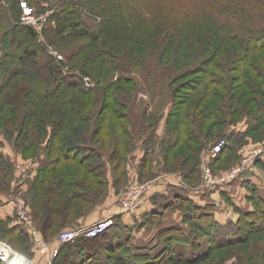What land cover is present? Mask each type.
Wrapping results in <instances>:
<instances>
[{
	"label": "rangeland",
	"instance_id": "obj_1",
	"mask_svg": "<svg viewBox=\"0 0 264 264\" xmlns=\"http://www.w3.org/2000/svg\"><path fill=\"white\" fill-rule=\"evenodd\" d=\"M55 1L40 0L39 6L42 7V10L39 13L30 7L33 18L41 19L39 23H34L32 19L25 24L32 25L39 33V41L45 43L46 54L54 61L60 60L63 71L80 72L83 75L82 84L80 87L72 88L66 92L61 98L62 103L56 105L49 98H39L34 93L28 92L26 87L17 88L16 84L14 85L16 80L23 78L27 82V79L20 74L7 77L6 86L2 85L0 90V207L12 203L14 208L7 218L0 217V244L11 249L12 255L20 256L21 263L32 259L33 254L27 253L29 252L27 247L30 246L29 239L33 243L31 246H34L35 241L17 217V201L23 202V210L44 243L47 244V240L57 239L58 234L66 228L90 224L91 222L78 224V221L104 202V196L108 194L107 185H111L113 179L118 185L111 186L119 198L130 187L150 185L144 190L145 192L137 205L139 207L144 200V195L153 189L155 181L161 175L175 176L177 180L190 187H212L221 180L234 177L239 172H233L234 169L241 167L244 158L254 149L260 148L261 152L264 150V127H262L260 128L262 130L261 137L254 139L255 136L252 139L250 135L245 136L243 140L245 142L242 141L234 156L226 157L227 153H224L217 163L210 162L206 165L202 161L205 160L206 152L217 138L223 136L224 132H221L222 134L219 136H213L210 144L201 149L200 157H202L199 167L192 166L188 160L183 162L182 166L180 165L183 159H180L178 154L182 149L184 141L182 139L180 142L173 143L172 154H169L167 161L161 157L160 141L164 137V123L169 112L167 108L169 105L171 106L172 91L174 105L180 104L179 101L184 98L185 93L196 84L192 80L195 81V77H197L199 83L202 78L200 73L184 74L185 76L183 75L179 79H176V76L193 66L203 64V59L207 56H212L208 70L218 72L224 69L225 60L222 57L225 49L228 52L232 50V46H235L234 43L216 41L215 35L206 30V26H211V23L206 21H214L208 15L210 10L203 16L200 15V21L195 23L189 11L185 10L187 6L184 2H178L176 5L178 8L175 9L171 4L165 7L163 2L158 4L154 0H152L154 4L151 6L145 5L152 3L147 0H118L122 3L121 9H119L117 5L111 4L108 0H101L106 3V11L104 10L106 18L102 19L98 16L96 17L97 22L91 20L89 32L76 39L67 40L68 46H65L62 43L64 36L67 37L65 30L61 34L63 38L59 40L61 43L58 44L42 34L43 29L52 31L57 26V20L55 21L54 18L59 11L55 9L54 5L52 6ZM255 1L246 0L249 4L248 8L251 7L253 11L250 16L253 20L259 19L256 15ZM7 3V0H0L1 18L10 15ZM206 3L203 0L200 4ZM218 6L222 7L218 10L221 19H214L225 21L227 19L225 18L226 12L230 8L223 6L221 2ZM25 7H29V5L25 0H22L19 18L21 23L26 21L21 19L25 15ZM181 10L183 12H180ZM214 16L216 17V14ZM202 23L206 24L205 27L202 26ZM253 23L255 24V22ZM6 40L7 47H2L0 44V48H3L6 53H13L15 47L12 45L15 42H10L9 37ZM217 45L218 48H216ZM233 53L239 54L236 48ZM1 54L2 51H0ZM251 57L255 58L258 67L264 70V57L259 53L252 54ZM217 59L218 62H213ZM10 61L12 62V59L9 58L8 63ZM227 63H229L228 60ZM242 65L245 70L251 68L249 60L244 61ZM62 73L64 74V72ZM122 75H130L133 77V81L120 82L115 85L119 89L112 90L111 84L113 83L111 82ZM64 82L68 83L69 81ZM207 85L209 86L206 83L201 84L197 93L188 99L189 102H192ZM215 87L211 86V89ZM24 92L27 103L34 98L41 99V102L31 108L27 104L23 105L19 101V94ZM18 101L21 108L18 107ZM48 102L50 104H47ZM116 102L123 103V105ZM13 103L16 105L12 110ZM52 105L55 106L52 108ZM111 105L121 113L125 119L124 125H129L135 135L133 141L131 139L133 146L131 151L129 150L128 157L122 151L121 156L118 155L116 160L115 147H104L102 151H98L106 156L110 171H105L101 159H95V154L87 162L68 160L56 163L55 166L46 164L49 156L52 159L59 155L57 149L64 145L62 144L65 141L64 137L71 138L72 146L75 144L90 145L93 140L97 139L102 141L104 135L99 131V125L101 123L109 124L114 119L112 115L108 116ZM63 107L65 110H62ZM35 112L44 116L42 123L36 121L38 118L32 120ZM153 116L162 118L160 123L154 126V129H160L162 133L158 136L155 135L157 143L154 152L151 153L152 162L146 158L136 160L133 153L144 150L143 140L147 136L146 129L142 128V125L147 123V120H151ZM31 122H33V128ZM41 124H43L42 127ZM221 125L224 124L220 123L218 126L222 127ZM224 127L226 126L224 125L222 129ZM53 135H58L55 143H53ZM59 138L60 142H58ZM119 148L122 147L119 146ZM84 152L91 154L93 151L85 150ZM123 156L125 158L122 159ZM172 162H179L178 167L170 169L168 164L170 165ZM255 165L257 169L264 171V168L259 166L254 158L250 162H246L243 168H251ZM207 167L209 168L208 173L214 179L211 183H207ZM127 177L129 182L123 186L127 182ZM133 223L130 222L131 225ZM147 223V227L152 225L149 221ZM7 224H20L21 226H19L23 228L22 233H26L25 235L29 238L16 237V233L7 232ZM133 229V231H138L136 228ZM133 235H137V233H133ZM104 244L107 245L102 243L101 246H105ZM237 248L236 246L232 248V254L226 253V256L232 257H228L222 264H264V261L259 262L260 258L264 260V230L249 236ZM176 249L186 257L191 256L193 252L185 244L176 245ZM236 251L241 252L242 257H237ZM254 251L258 254L255 255ZM38 252L42 251L38 250ZM223 252V250L216 252L213 256H217V260H219L222 255L224 257ZM223 257L222 260L225 258ZM93 259H101L99 262H103L102 257L97 253L94 254ZM110 261L107 258L104 264H109ZM197 264L217 263L214 259L211 262L202 261Z\"/></svg>",
	"mask_w": 264,
	"mask_h": 264
},
{
	"label": "trees",
	"instance_id": "obj_2",
	"mask_svg": "<svg viewBox=\"0 0 264 264\" xmlns=\"http://www.w3.org/2000/svg\"><path fill=\"white\" fill-rule=\"evenodd\" d=\"M7 1V10L10 15L3 18L0 17V44L6 48V38L9 37L10 42H15L12 45L15 47V51L13 53H6L3 48H0V51H2L0 55V90L2 85L3 87L6 86L7 77L20 74L27 79V82L23 78L16 80L14 85L16 84L17 88L26 87L28 92L34 93L39 98H49L55 105L62 103L61 98L66 92L72 88L80 87L83 75L80 72L70 73L67 70L63 71V65L60 60L56 59L54 61L52 57L46 54L45 43L39 41V33L34 27L19 21L21 14L20 3L22 0ZM25 1L37 13L42 10V7L39 6L40 0ZM108 1L121 9L122 3L120 1ZM147 1L149 3L152 2V0ZM154 1L158 2V4L163 2L165 7L171 4L175 9L178 8L176 6L178 2H184L187 6L186 8H188H185V10L189 11L195 23L200 21V15L203 16V14H206L210 10L208 15L214 21H206L211 23V26H206V30L210 34L215 35L216 41L220 40L221 42L235 44V46H232V50L227 52L225 49L222 57L225 60L224 69L218 72L208 70V65H211L210 58L212 56H207L203 59V64L193 66L186 72L176 76V79H179L184 74L200 73L202 78L199 83L197 77H195V81L192 80L196 84L191 86L187 93H185L184 98L179 101L181 102L180 104L174 105V93L172 91L173 98L172 102H170L171 106L169 105L167 108L169 112L164 123V137L160 141L161 157L167 161L169 154H172L171 146H173V143L176 141L180 142L182 139V141L184 140L182 142V149L179 150L180 154H178V156L180 155V159H183L180 165L182 166V163L188 160L192 166L199 167L202 157H200L201 149L210 144L213 136H219L223 132L224 134L220 138H224L225 143L220 148L217 156L210 162L217 163L224 153H227L226 157L234 156L245 136L250 135L252 139L256 136L254 139H258L262 133L260 128L264 127V70L260 69L257 62H255V58L251 57L252 54L258 53L264 57V7H262L264 0H256L254 2L256 15L259 17V19H254L255 21L250 18L253 11L251 7L248 8L249 4L246 0H205L207 3L203 5L200 4L203 0ZM220 2L223 6L230 8L226 12L225 18L227 19L225 21L220 20L221 18L219 17L220 12L218 10L222 9V7L218 6ZM151 4L154 3L145 5L151 6ZM53 5L59 11L54 18L55 21L57 20V26L52 31L51 29L46 31L43 29L42 34L47 36L48 39L53 40L56 44L61 43L59 40L63 38L61 34L64 30L67 37L66 35L64 36L65 38L62 43L68 46L67 40L76 39L89 32L91 20L97 22L96 17L98 16L102 19L106 18L104 12V10L106 11V3L101 2V0H56ZM180 12L183 11L181 10ZM214 14H216V17ZM214 18L220 19L216 21ZM204 25L206 24L202 23L203 27H205ZM218 47L217 45L216 48ZM235 48L239 53L237 55L233 53ZM9 58L12 59L10 63H8ZM227 60L229 63H227ZM248 60L250 61L251 68L250 70H245L242 64ZM213 62H218V59L216 61L213 60ZM64 81L69 82L65 83ZM132 81L133 77L130 75H122L111 82L113 83L111 84V88L117 91L119 87H115L116 84ZM203 83L209 84V86H205L198 96L192 102H189L188 99L197 93ZM211 86L216 87L211 89ZM19 95V101L23 105L27 104L29 108L41 102V99L34 98L27 103L25 101V92ZM19 101L18 107L21 108ZM116 103L123 105V103ZM13 104L12 110L16 105L15 103ZM47 104L50 103L48 102ZM55 105H52V108ZM110 107L108 116L112 115L114 119L109 124L101 123L99 125V131L104 135L102 141H98L97 139L93 140L90 145L75 144L72 146L70 144L71 138L68 137L67 139V137H64L65 141H62L64 145L57 149L59 155L52 159L49 156L46 164H53L55 166L56 163H63L68 160L87 162L95 154V159H101L105 171H110L109 161L106 156L98 151H102L104 147H115L114 156H116V160L118 155L121 156L122 151L128 157L133 146L131 139L133 141L135 135L129 125H124L125 119H123L121 113L112 105ZM62 110H65L64 107ZM36 118H38L36 121L39 123L44 121V116L35 112L32 120L34 121ZM161 119V117L153 116L151 120H147V123H143L144 125H142V128L146 129L145 133L147 134V136L145 134L146 137L142 145L144 149L143 160L146 158L152 162L151 153L154 152L153 150L156 147L157 140L155 135L158 136L157 132L159 130L154 129V126L159 124ZM220 123L226 126L224 127L226 128L225 131L224 128L222 129L224 125H221L222 127L218 126ZM31 127L33 128V122H31ZM96 129L97 127L94 128L95 131ZM57 138L58 135H53V143L57 141ZM58 142H60V138ZM119 146L122 148L120 149ZM85 150H89V152L92 150L93 152L88 154L84 152ZM168 150L170 151L168 152ZM263 155L264 150L255 161L259 163L258 160ZM178 163L172 162L168 166L170 169H173L178 167ZM261 166L264 168V163H261ZM249 168L239 171L232 177L231 181L247 172ZM128 182L129 179L127 177V182L123 186H126ZM111 185H118L115 179L112 180ZM109 186L107 185L106 190ZM215 187L217 186L213 185L207 188L206 194L210 195ZM114 188L116 189V187ZM250 188L252 209L246 211L240 210L236 220L226 223H220L216 220L212 205L200 206L196 204L194 200L188 197L184 188H177L173 195L155 193L151 197L154 208L150 212L141 214L139 221L136 220L131 225L130 223H125L119 215L114 216L113 224L105 232L93 237L80 236L72 241L62 243L51 264H104L107 258L111 260L109 264H197L202 261L211 262L214 259L217 264H222L228 257H232L226 256V253L232 254L234 246L239 248L249 236L264 230V224H262L264 221V198H261L253 187ZM165 210L180 211L182 223L158 229L155 232L156 242L149 248L145 249L142 248L143 246L138 247L134 245L132 238L135 231H133V228L139 230L145 227L150 230L160 222ZM147 221L152 224L150 227H147ZM19 225L7 224V232L16 233V237L29 238L25 235L26 233H22L23 228ZM29 243L30 246L27 247L29 248V252L27 253L32 255L31 249L34 246H31L33 243L30 239ZM102 243H106L107 245L101 246ZM178 244L188 245L193 251L191 256L186 257L182 252H178L176 249V245ZM156 248L157 250H155ZM222 250L224 251L225 258L222 255L217 260V256L214 257L213 254L222 252ZM95 253L102 257L103 262H99L101 259H93ZM235 254L237 257H242L241 252L236 251ZM257 254L256 252L255 255ZM222 257L224 258L223 260ZM247 258L249 259V256ZM263 261L260 258L259 262L262 263ZM0 264H4L2 259H0Z\"/></svg>",
	"mask_w": 264,
	"mask_h": 264
},
{
	"label": "crops",
	"instance_id": "obj_3",
	"mask_svg": "<svg viewBox=\"0 0 264 264\" xmlns=\"http://www.w3.org/2000/svg\"><path fill=\"white\" fill-rule=\"evenodd\" d=\"M161 133L162 131L159 129L157 135H160ZM143 153V151H134L133 156L136 158V160L141 159ZM258 161L259 166H261V163H264V155ZM256 165L255 167L249 168L247 172L233 181H231V178L215 183L217 187L214 188L210 195L206 194V189L210 186L190 187L177 180L175 176L172 177L171 175H161L158 177L157 181H155L153 189L145 194L143 202L139 205L134 213L121 212L120 206L118 204V194H116V191H114L113 187L110 185L104 202L96 207L87 216L82 217L78 221V224L89 222L92 223L93 221L103 217H114L117 215H119L125 223H133L136 220L139 221L141 214L150 212L154 208L151 197L155 193L173 195L174 191H176V189L179 187L184 188L188 197L194 200L196 204L200 206L212 205L214 217L220 223L234 221L238 217V212L240 210L246 211L252 209V204L250 203V187H253L257 194L261 198H264V171L257 169ZM13 209L12 203L0 207V217L7 218V216L13 212ZM179 223H182V214L180 211L165 210L158 224L154 225L150 230L142 227L138 231H135L134 233H137V235H133L132 241L134 245L138 247L143 246L142 248H149L156 242L155 232L158 229ZM60 245L61 244L56 238L47 240V249L43 251V253H39L34 246L31 249L33 254L32 259H27L26 263L51 264L52 259L57 253ZM155 250H157V248Z\"/></svg>",
	"mask_w": 264,
	"mask_h": 264
},
{
	"label": "built area",
	"instance_id": "obj_4",
	"mask_svg": "<svg viewBox=\"0 0 264 264\" xmlns=\"http://www.w3.org/2000/svg\"><path fill=\"white\" fill-rule=\"evenodd\" d=\"M21 19H24L26 21H23L24 23H29L32 19L34 23H39L40 19L39 17L33 18L31 15V8L30 7H25V15L21 17ZM225 139L224 138H219L217 139L212 147L207 151L204 164L208 165L212 159H214L217 156V153L219 152L220 148L224 145ZM262 154L261 149H254L252 152L249 153L247 157L244 158L243 165L241 167H236L233 172H238L241 171L246 164V162H250L253 160V158L256 160L258 156ZM206 172H209V168H206ZM207 183L213 182L212 180L213 177L211 174H207ZM150 185H140L139 187H133V188H128L125 194L121 195L119 198V206L121 212H128L132 213L135 212V209L138 207L137 205L139 204V201L141 199L142 194L145 192L144 190L149 188ZM138 188V189H137ZM136 192V194H134ZM22 201H17V206H16V214L19 219V221L23 224V226L27 229V231L31 234V237L33 241H35L34 246L36 250L38 251H45L47 249V244L44 243V240L42 237L37 233L35 228L33 227L30 218L26 215L25 211L23 210L22 207ZM114 217L113 216H107L100 218L98 220L93 221L92 223L88 225H81L78 227H73V228H66L62 230L57 237V240L60 244L67 242V241H72L76 239L77 237L84 236V237H93L96 235H99L103 232H105L111 225L113 224ZM0 247H6L4 245L0 244ZM9 249V248H8ZM10 252L11 249H9ZM0 259L3 261L5 260L4 257L0 256ZM6 262L4 261V264H16V260L13 259L9 261L6 258Z\"/></svg>",
	"mask_w": 264,
	"mask_h": 264
},
{
	"label": "bare ground",
	"instance_id": "obj_5",
	"mask_svg": "<svg viewBox=\"0 0 264 264\" xmlns=\"http://www.w3.org/2000/svg\"><path fill=\"white\" fill-rule=\"evenodd\" d=\"M0 256L4 257V259L6 260V258H11V259H8L9 261L10 260H13L15 259L16 260V264H27V260L25 263H21L20 261L22 260V258L20 256H17V255H12L10 250L6 247H0ZM7 261V260H6Z\"/></svg>",
	"mask_w": 264,
	"mask_h": 264
},
{
	"label": "water",
	"instance_id": "obj_6",
	"mask_svg": "<svg viewBox=\"0 0 264 264\" xmlns=\"http://www.w3.org/2000/svg\"><path fill=\"white\" fill-rule=\"evenodd\" d=\"M26 259V258H25Z\"/></svg>",
	"mask_w": 264,
	"mask_h": 264
}]
</instances>
